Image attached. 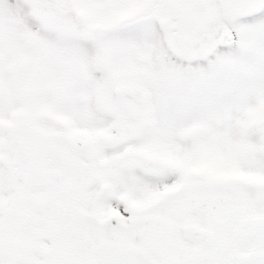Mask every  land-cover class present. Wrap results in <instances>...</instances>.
Masks as SVG:
<instances>
[{
	"label": "snow or ice",
	"instance_id": "obj_1",
	"mask_svg": "<svg viewBox=\"0 0 264 264\" xmlns=\"http://www.w3.org/2000/svg\"><path fill=\"white\" fill-rule=\"evenodd\" d=\"M0 264H264V0H0Z\"/></svg>",
	"mask_w": 264,
	"mask_h": 264
}]
</instances>
